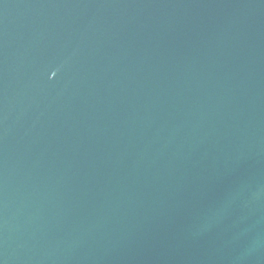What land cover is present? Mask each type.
I'll list each match as a JSON object with an SVG mask.
<instances>
[{"label":"water","instance_id":"95a60500","mask_svg":"<svg viewBox=\"0 0 264 264\" xmlns=\"http://www.w3.org/2000/svg\"><path fill=\"white\" fill-rule=\"evenodd\" d=\"M0 264H264V0H0Z\"/></svg>","mask_w":264,"mask_h":264}]
</instances>
